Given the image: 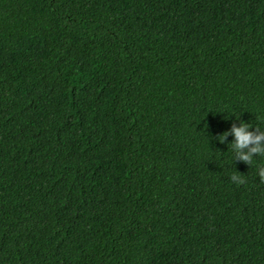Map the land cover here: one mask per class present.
I'll return each mask as SVG.
<instances>
[{
	"label": "trees",
	"instance_id": "16d2710c",
	"mask_svg": "<svg viewBox=\"0 0 264 264\" xmlns=\"http://www.w3.org/2000/svg\"><path fill=\"white\" fill-rule=\"evenodd\" d=\"M241 124L264 0H0V264H264Z\"/></svg>",
	"mask_w": 264,
	"mask_h": 264
},
{
	"label": "clouds",
	"instance_id": "9594fccd",
	"mask_svg": "<svg viewBox=\"0 0 264 264\" xmlns=\"http://www.w3.org/2000/svg\"><path fill=\"white\" fill-rule=\"evenodd\" d=\"M248 128L249 126L247 124H241L240 127L233 126L232 133L236 138L233 144V148L237 153L236 158L250 165L254 156L264 155V146H261V141L264 140V133L254 135L247 130ZM227 135L228 133L224 134L225 137ZM223 139L224 137H220L221 142H223ZM250 145L254 146L249 147ZM245 149L247 151H244ZM259 176L264 181V167L259 169ZM231 179L241 184L244 183V180L236 175H233Z\"/></svg>",
	"mask_w": 264,
	"mask_h": 264
}]
</instances>
